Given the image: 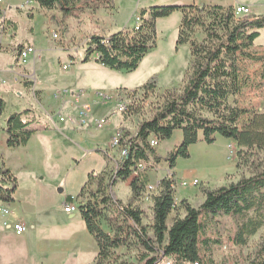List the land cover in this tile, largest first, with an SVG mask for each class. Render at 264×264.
I'll list each match as a JSON object with an SVG mask.
<instances>
[{
    "label": "rangeland",
    "instance_id": "1",
    "mask_svg": "<svg viewBox=\"0 0 264 264\" xmlns=\"http://www.w3.org/2000/svg\"><path fill=\"white\" fill-rule=\"evenodd\" d=\"M105 1L76 0L75 5L70 6V10L64 11L59 5L53 9L40 8L32 0H3V3H8L4 4L7 5V17H5L14 21L16 28H8L2 36L0 34V66L5 70H15L34 65L36 83L44 88L46 93L51 94L55 89L64 88L84 93L81 100L73 102L74 114H72L73 109L68 105L65 106L70 102L65 101L64 96L61 98L63 100L61 107H58L60 115L68 118L60 123L71 127L74 131L60 133L52 127L39 129L34 131L25 145L9 147L6 143L8 116L23 109H30L31 112L36 113V119L46 118L45 102H39L41 99L38 92L34 95L25 87L30 82L21 81L15 84L9 79L8 74L0 72V78L6 80L0 85V93L5 101L0 114V168L9 169L17 179L15 200L9 202L0 200V207L8 211L7 214L0 212V264H27L25 258L18 253L5 256L3 252L8 248H21L24 255L28 253V256L34 257L37 255L38 247L45 242V248L50 246L56 253L65 248L66 240L72 237L75 238L74 245L81 246L84 243L82 234L94 244L95 240L87 231L77 208V194L89 172H99L105 167L111 170L116 167L120 154L117 147L111 146V139L119 130L124 135H132L141 119L137 116L116 113L110 116L105 128L97 130L93 127L92 120L105 113L107 115L114 104L97 102L91 93L103 82V78H109L119 88L127 87L128 90H134L154 76L158 90L161 91L172 87L181 88L190 70L189 44L176 43L182 17L180 9L155 20L156 46L145 54L133 71L110 69L97 64L94 60H90L88 64L82 61L89 37L108 36L122 29H131L137 22L136 17L142 16V10L150 6L188 4H236L234 6H237L239 5L237 3H242L249 8L248 13L244 15L252 17L264 15V0ZM258 31L259 34L250 48V53L261 56L263 60L246 58L241 60L240 68L245 85L234 102L240 107L262 110L264 109L261 72L264 61V27ZM53 32L57 33V37H53ZM27 45L34 48V53H31L22 65H18L19 46ZM64 65L66 68H63ZM90 68L98 69L104 76L95 78L97 73L93 74ZM99 89L108 93L118 92V88L113 91L102 87ZM56 100L52 94L50 105L52 109L55 107V111ZM84 105H90L91 111L82 125L78 120L81 118L79 112ZM181 140L182 131L175 129L169 138L159 141L156 149L162 159L150 173L149 182L155 185L156 179L169 177L174 173L173 178L178 185L175 190V202L185 198L192 206L197 207L204 200L202 187L217 188L228 185L242 176L253 173L252 165L248 167L243 164L237 165L238 148L231 139L216 134L214 142L207 143L203 140L201 132L198 134V140L189 146V156L176 157L175 166L170 169L164 158ZM256 163L264 167V151H258ZM181 180L187 181V186H180ZM193 180L196 183H193ZM11 184L8 179L2 180L0 175V185L9 187ZM110 193L114 199L126 203L131 195L128 181L118 180L110 188ZM68 195H73V203L76 206L71 212L64 210ZM151 195L152 193L144 191L143 197L137 202L143 210L145 224H149L152 219ZM174 214L175 212H172L169 215L168 223ZM181 214L183 215V211ZM20 217L28 224L30 221L35 224L34 229L23 233L25 237L23 244L14 236V231L5 225L19 221ZM237 222L238 219L235 217L220 214L207 223L203 237L210 241L209 256L215 264H264V227L251 236L246 244L237 245L233 240ZM28 224H25L26 227ZM93 246L91 247L88 242L84 252L78 255L72 264H93L95 258L92 253ZM118 254L128 262L136 263L135 249L127 251L121 248ZM56 264H61V261Z\"/></svg>",
    "mask_w": 264,
    "mask_h": 264
},
{
    "label": "trees",
    "instance_id": "2",
    "mask_svg": "<svg viewBox=\"0 0 264 264\" xmlns=\"http://www.w3.org/2000/svg\"><path fill=\"white\" fill-rule=\"evenodd\" d=\"M32 1L40 8L53 9L59 5L64 11L76 3V0ZM176 9L182 13L176 43H188L191 52L184 84L181 88L159 91L153 76L134 90L117 89L132 100L123 115L141 119L132 135L120 138L127 152L116 161V167L89 172L77 194V208L97 245L93 264H215L208 254L210 241L203 237L204 228L213 217L224 214L238 219L233 237L237 245L246 244L264 227V167L256 163L258 151H264V109L240 107L234 102L245 85L241 60H263L251 54L250 48L258 29L264 27V15L236 14L232 4L150 6L142 10L139 23L131 29L89 37L82 61L94 60L115 70H135L145 54L156 46L155 20ZM262 65L264 86V61ZM4 104L0 96V114ZM28 111L14 112L6 119L9 147L25 145L34 133L35 129L30 127L33 119L25 116ZM175 129L182 131V140L164 158L170 169L175 166L176 157L189 156V146L201 132L207 143L214 142L216 134L231 139L238 148L237 165H252L254 170L228 185L202 187L204 200L197 207L185 198L175 202L174 173L172 177L165 176L150 192L152 219L145 224L137 202L150 182L148 172L162 159L149 140L155 137L159 143ZM0 175L2 180L12 183L9 187L0 185V200H14L16 177L9 169L0 168ZM118 180L129 183L131 195L126 203L114 199L110 193ZM73 200L68 195L65 203ZM172 212L175 214L168 223ZM121 248L135 249L136 263L123 259L118 254Z\"/></svg>",
    "mask_w": 264,
    "mask_h": 264
},
{
    "label": "crops",
    "instance_id": "3",
    "mask_svg": "<svg viewBox=\"0 0 264 264\" xmlns=\"http://www.w3.org/2000/svg\"><path fill=\"white\" fill-rule=\"evenodd\" d=\"M4 4H8V3H3V0H1L0 1V9H2V10L5 11L4 13H5V16H6V6L7 5H4ZM237 4H242V3H237ZM232 5H236V4H232ZM8 28H16V24H15L14 21H12V20H10V19L7 18L5 28H3V29L0 28V34H1V36L4 33H6V31H7ZM0 46H1V41H0ZM88 63H90V62L88 61L86 64H88ZM17 64H18V62H17ZM97 64H99V63H97ZM18 65H22V64H18ZM90 69H92V68H90ZM0 72H3V73L8 74V77H10L9 79H11V81L13 83H15V84H18L21 81H23V82H30L28 85L26 84L25 87L28 88V89H30L31 92L34 93V95H35V92H38V94L40 96L39 99H41V101L38 99L39 102H42V101L45 102L44 103V106H45L44 107V110H45L44 112L46 114V118L45 117L40 118L39 115H38L39 118L36 119V113L34 111H32V112L31 111L30 112L28 111V113L25 115L28 118H32L33 119L32 120V123L30 124V127L31 128H33L35 130H39V129L41 130V129H48V128H51L52 127V128H56L60 133H64V131L65 132L74 131V129H72L71 127H69L67 125H66L67 126L66 127V126H64V124H62V123H60L58 121V114H60L59 113L60 112V108H58V107L59 106L61 107V102L63 100H61L60 97H57L55 95V93L58 92V91H60L61 89L60 90L59 89H55L53 92L50 91V92H52L51 94L49 92L46 93L45 92V89L42 88L41 86H39L36 83L37 77H36V70H35L34 65H32V67H26V66L25 67H20L19 69H15V70H5L2 66H0ZM91 72L93 74L95 72L97 73L95 78H100L101 76H104L101 73H99V70L96 69V68H93L91 70ZM25 74H31L33 76V78L31 80H28L27 77L25 78V76H24ZM2 79H4V78H2ZM103 79H104L103 82L100 83V84H98V87L97 88H94L91 91L92 94H93L94 90L99 89L100 87H102V88H104V89H106L108 91H113L114 89L119 88V86L115 85L114 82H111L109 78L104 77ZM5 82H6V80H5ZM4 83H0V85L1 84H4ZM129 88H135V87H129ZM64 89H67V88H64ZM71 90H74V89H71ZM80 90H82V89H80ZM52 94L57 99L56 102H55L56 111H55V107H54V109H52V107L50 105V99H52ZM0 96L3 98V96L1 95V93H0ZM3 100H4V98H3ZM64 100L67 101V102H70V104L69 103L68 104L66 103L65 106L68 105L71 109H73L72 110V114H74V107H73L74 104H73V102L75 100L73 98H71V96H66ZM80 100H81V98H80ZM23 110H25V109H23ZM28 110H30V109H28ZM61 114H63V113H61ZM28 115H32V116L29 117ZM49 115H51L53 117V121H50V119L48 118ZM34 123L36 125H34ZM151 172L152 171H149L148 172V175H149V179L150 180H151V177H150V173ZM171 172H172V170H171ZM159 179H161V178L156 179L155 184L156 183L158 184ZM71 196H73V195H71ZM13 198L15 200L14 194H13ZM17 222H23L24 224H28V223H26L24 221V218H21V217H20L19 221H17ZM34 228H35V224L30 221L29 224H28L27 230L25 231V233L27 231H29L30 229H34ZM24 234H22V235H16V234H14V236L17 237V240L21 244H23L24 241H25ZM74 239L75 238L72 237V238H70V240H68V241L66 240V243H65L66 244V247L65 248H62L60 251H58L56 253L50 248V246H48L47 248H45V244L46 243L43 242L42 246L40 245L38 247L37 255L34 256V257L28 256V253L27 254L25 253V255H24L23 254L24 252L22 251L21 248H16V249L15 248H8V249H6L3 252V254L5 256L11 254V256H12V255H16L18 253L19 256L25 258V261H26L27 264H34V263H37V262H40V263L47 262L49 264H53V263L56 264V262L59 263V261H61V264H65V263L66 264H72V263H74L75 258L78 255H81L82 252H84L85 247H86L87 243L89 242L91 247L93 245H95V246H93V250H92V253H93L94 257H95V255L97 253V251H96V242H94V244H93V242H91V240H89V238H87V236L85 234H82V240L84 241V243L81 246H78V244L76 246V245H74V243H76ZM0 257H1V252H0ZM14 258H15V256H14ZM8 261H10V260L8 259ZM6 263H8V262H6Z\"/></svg>",
    "mask_w": 264,
    "mask_h": 264
},
{
    "label": "built area",
    "instance_id": "4",
    "mask_svg": "<svg viewBox=\"0 0 264 264\" xmlns=\"http://www.w3.org/2000/svg\"><path fill=\"white\" fill-rule=\"evenodd\" d=\"M25 4L27 5V2ZM248 11H249V8L246 5L239 4V5L235 6V13L236 14H245V13H248ZM4 12H5L4 10L0 9V28H2V29L5 28L6 21H7ZM136 20H137V22H136L135 25H137L138 22L140 21V16H137ZM53 37H57V33L56 32H53ZM31 53H34V48L32 46H30V45L22 46L19 49V51H18V59H17L18 64L24 63L25 59ZM63 68H66V66L64 65ZM24 76H25V78L27 77L28 80H31L33 78V76L31 74H25ZM4 82H5V80L0 78V83H4ZM83 93L84 92H82V91L74 92V91H69L67 89H62V90L56 92L55 95L57 97L62 98L63 96L66 97L69 94V96H71V98H73L75 100V102H76V101H78L81 98ZM93 95L95 96V101L100 102L102 104H104V103L112 104V102L114 103L113 107L110 109V111H109V113L107 115L104 114V115L100 116L99 118H95V119L92 120V125L97 130L103 129V128H105L107 126L110 116H113L116 113H123L126 110H128L129 105L132 102V100L130 98H125L123 95H121L118 92H116V93H113V92L108 93V92H106V91H104L102 89L94 90ZM90 111H91V106L90 105H84V108L79 112L81 118H79L78 121L80 122V124H82V123H84L86 121L85 118H87L88 113ZM48 118L50 119V121H53V117L51 115H49ZM67 119L68 118L58 114V121L59 122L65 121ZM69 120L71 122H73V120H71L70 118H69ZM74 120H76V118H74ZM123 136H124V133L121 130H119L116 133V135L110 141V144H111L112 147H117L119 149V154H120L119 155V159L122 158L127 152L126 145H124V144L121 145L120 144V138L123 137ZM149 143H150L151 146H157L158 140L155 137H151L150 140H149ZM139 165L143 166L142 163H140ZM169 177H172V173H171V175ZM193 183H196V181L193 180ZM179 185L180 186H187V181L181 180V181H179ZM156 186H157V184L152 185V184L149 183L147 185V187H146V191L147 192H152V191L155 190ZM177 186L178 185L175 183V180H174V188H175V190H176ZM75 208H76V206H75V204L73 202L64 203V210L67 211V212H71V211L75 210ZM0 212H2L4 214L8 213L7 209L1 208V207H0ZM5 225H6L7 228H11L16 235H22L27 230V227H26V225L23 222H14L13 224L6 223Z\"/></svg>",
    "mask_w": 264,
    "mask_h": 264
},
{
    "label": "water",
    "instance_id": "5",
    "mask_svg": "<svg viewBox=\"0 0 264 264\" xmlns=\"http://www.w3.org/2000/svg\"><path fill=\"white\" fill-rule=\"evenodd\" d=\"M60 191H61V189H60Z\"/></svg>",
    "mask_w": 264,
    "mask_h": 264
}]
</instances>
